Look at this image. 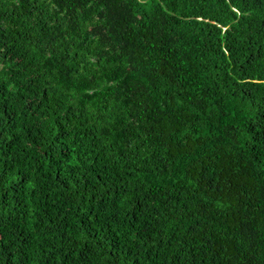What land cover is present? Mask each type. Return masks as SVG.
Returning <instances> with one entry per match:
<instances>
[{
    "label": "trees",
    "instance_id": "trees-1",
    "mask_svg": "<svg viewBox=\"0 0 264 264\" xmlns=\"http://www.w3.org/2000/svg\"><path fill=\"white\" fill-rule=\"evenodd\" d=\"M0 264H264V0H0Z\"/></svg>",
    "mask_w": 264,
    "mask_h": 264
}]
</instances>
